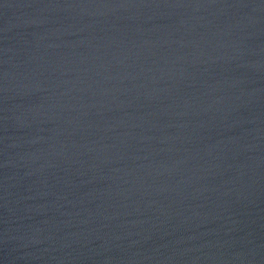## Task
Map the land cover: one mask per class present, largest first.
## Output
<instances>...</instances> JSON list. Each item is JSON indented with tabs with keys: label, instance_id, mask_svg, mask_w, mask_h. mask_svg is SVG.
<instances>
[{
	"label": "water",
	"instance_id": "water-1",
	"mask_svg": "<svg viewBox=\"0 0 264 264\" xmlns=\"http://www.w3.org/2000/svg\"><path fill=\"white\" fill-rule=\"evenodd\" d=\"M0 264H264V0H0Z\"/></svg>",
	"mask_w": 264,
	"mask_h": 264
}]
</instances>
